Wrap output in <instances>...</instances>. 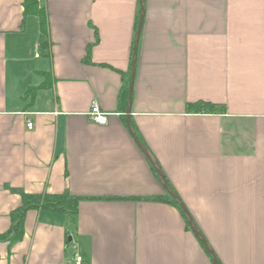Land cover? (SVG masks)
<instances>
[{"label":"crops","instance_id":"crops-1","mask_svg":"<svg viewBox=\"0 0 264 264\" xmlns=\"http://www.w3.org/2000/svg\"><path fill=\"white\" fill-rule=\"evenodd\" d=\"M37 2L46 35L23 0H0V234L23 193L83 200L74 224L28 211L0 264H215L150 200L165 190L133 135L217 264H264V0H144L129 115L140 0ZM197 101L223 112H188Z\"/></svg>","mask_w":264,"mask_h":264},{"label":"trees","instance_id":"trees-1","mask_svg":"<svg viewBox=\"0 0 264 264\" xmlns=\"http://www.w3.org/2000/svg\"><path fill=\"white\" fill-rule=\"evenodd\" d=\"M22 7H23V16L24 17L29 15L36 16L39 21L41 32L44 35H46L47 33L46 9L42 6H39L37 0H23ZM139 20H140V13H138L135 24L136 31L138 28ZM96 41H97V36H96ZM90 51H91V46L88 47V53L85 62L90 61ZM129 83H130V77L129 75H127L125 83L122 86L119 95V105L121 108H123V110L125 109L129 99ZM29 92L31 93L32 91ZM186 109L190 113L213 114V113L223 112V106L211 104L204 101H197L195 103H190L187 105ZM152 167L158 179L160 180L156 172V168L153 165ZM167 185L170 191L176 194L174 189L169 184ZM81 200H83V198L73 196L67 191L60 194H51L47 192L40 194H24V193L21 194L20 205L10 214V221H11L10 229L6 233L0 234V242H8L10 245H12L22 239L24 218L26 213L30 210L47 211L55 214H64L67 215L71 219V223L74 224V219L78 210V204ZM150 200L165 202L174 206L184 218L187 229L191 231L187 217L180 209L179 203L175 199H173V197H171L168 193L165 192L164 195L154 197Z\"/></svg>","mask_w":264,"mask_h":264},{"label":"water","instance_id":"water-1","mask_svg":"<svg viewBox=\"0 0 264 264\" xmlns=\"http://www.w3.org/2000/svg\"><path fill=\"white\" fill-rule=\"evenodd\" d=\"M144 0H140V20H139V24H138V28H137V32H136V37H135V43H134V59H133V66H132V70H131V74H130V83H129V99H128V104L129 107L127 109V115L130 114V104H131V96H132V89H133V82H134V66H135V58H136V53H137V47H138V39L140 36V32L142 29V24H143V13H144ZM128 119V118H127ZM134 139L136 140V142L138 143V145L141 147V149L143 150L144 154L146 155L147 159L150 161V163L156 168V172L161 180L163 189L165 190L166 193H168L171 197H173V199H175L180 206V209L182 210V212L185 214V216L187 217L188 220V224L190 226V229L192 231V233L196 236V238L204 245L205 249L207 250V252L210 254V256L213 258L214 263L217 264V262L215 261L212 253L210 252L207 243L204 241V239H202L201 235L199 234L198 230L196 229L192 219L190 218L188 212L186 211L184 205L182 204V202L180 201V199L178 198V196L176 194H174L173 192L170 191L166 180L164 179V176L162 175V173L160 172V170L157 168L156 164L151 160L150 156L148 155L147 151L140 145V143L138 142V140L136 139V137L133 135ZM71 242V239L68 240V243Z\"/></svg>","mask_w":264,"mask_h":264},{"label":"built area","instance_id":"built-area-1","mask_svg":"<svg viewBox=\"0 0 264 264\" xmlns=\"http://www.w3.org/2000/svg\"><path fill=\"white\" fill-rule=\"evenodd\" d=\"M89 119L91 122L97 125H105L108 122V115L103 113L100 110V107L96 103H93L89 112ZM27 127L31 128V123H28ZM81 263H82V257L76 254L74 257V264H81Z\"/></svg>","mask_w":264,"mask_h":264}]
</instances>
